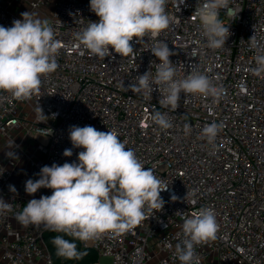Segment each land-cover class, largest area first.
I'll list each match as a JSON object with an SVG mask.
<instances>
[{
    "label": "built area",
    "instance_id": "obj_1",
    "mask_svg": "<svg viewBox=\"0 0 264 264\" xmlns=\"http://www.w3.org/2000/svg\"><path fill=\"white\" fill-rule=\"evenodd\" d=\"M198 3L203 0H169L166 12L174 20L166 30L139 42L134 37V53L127 57L110 50L101 58L82 45L76 47L75 34L99 20L90 0H0V26L11 27L28 11L46 20L61 43L59 66L42 77L39 93L18 101L0 91V135L8 137L24 123L29 135L46 139L41 147L44 160L29 179H39L45 165L78 162L84 149L73 147L70 127L90 125L116 131L144 167L168 186L160 193L163 208L154 210L134 234L78 240L97 256L84 264H180L174 250L183 239V218L201 208L214 211L218 231L214 240L196 246L199 264H264V73L254 71L256 49H264V0H230L229 6L238 11L235 18L226 16L227 9L220 10L230 35L215 50L206 46L194 14ZM253 35L256 49L251 46ZM159 42L174 53L170 61L177 78L195 69L222 89L220 96L181 92L179 106L172 111L159 104L155 85L151 99L133 93L128 86L137 76L150 70L155 76L151 62L159 60L151 48ZM39 108L45 121L38 119ZM155 111L165 113L173 126L164 130L154 124L149 117ZM213 122L221 128L209 143L202 130ZM65 149L72 150L70 157L64 156ZM11 165L0 163V197L13 206L11 212L0 213V264H54L42 235L60 232L18 222L23 197L12 195L9 185L19 190L25 185L13 184ZM103 258L109 262L102 263Z\"/></svg>",
    "mask_w": 264,
    "mask_h": 264
},
{
    "label": "clouds",
    "instance_id": "obj_2",
    "mask_svg": "<svg viewBox=\"0 0 264 264\" xmlns=\"http://www.w3.org/2000/svg\"><path fill=\"white\" fill-rule=\"evenodd\" d=\"M169 0H90V9L98 22H89L87 27L75 34L76 47L81 45L90 54L104 58L110 50L127 57L134 53L130 43L133 38L139 42L147 35H157L166 30L174 17L166 12ZM184 0H179L182 4ZM230 5V0H203L198 3L195 15L200 22L206 46L220 49L225 45L230 32L220 18V10L227 9L226 16L235 18L238 11ZM11 27L0 26V91L9 93L18 101L30 100L39 93L42 77L54 73L58 68L57 56L61 43L55 38L54 29L48 22L35 18L33 13H21ZM256 49V40L250 38ZM254 71L264 73V49H256ZM159 63L152 70L136 77L129 89L146 99H151L157 86L162 107L175 111L180 93L220 96L222 89L193 69L183 79L177 78L176 68L170 61L174 53L165 42L151 48ZM124 87V85H122ZM38 119L47 117L41 108ZM149 119L161 129L173 125L165 113L155 111ZM221 128L216 122L207 124L203 134L212 143ZM189 125H185V130ZM69 139L73 147L83 148L78 153V162L53 163L43 166L39 179H28L25 192L35 194L41 188L52 190L50 196L31 199L16 219L24 226L43 225L47 229L64 233L72 240L56 236L52 243L57 255L67 260H79L85 253L77 250L76 240L87 242L108 233L119 237L133 233L137 226L149 219L154 210L162 209L164 201L160 193L168 186L157 177L153 170L146 169L135 151L126 147L114 130L99 131L95 127L71 126ZM13 143L10 147H13ZM64 156L72 155L65 149ZM14 158L12 151L6 152ZM16 193V188L9 185ZM173 200L177 198L172 196ZM13 206L0 197V213L11 212ZM183 239L175 245L174 255L180 264H199L196 246L216 238L218 224L215 213L210 208H201L191 216H185L182 224Z\"/></svg>",
    "mask_w": 264,
    "mask_h": 264
},
{
    "label": "crops",
    "instance_id": "obj_3",
    "mask_svg": "<svg viewBox=\"0 0 264 264\" xmlns=\"http://www.w3.org/2000/svg\"><path fill=\"white\" fill-rule=\"evenodd\" d=\"M28 116L26 119H30ZM24 121V120H21ZM13 143V147H10ZM46 143V139L41 135H29L24 123L11 130L8 137L0 135V163L11 161L10 169L13 171L11 181L14 185L24 184L36 173V165L44 160L45 154L41 147ZM14 152V158L8 157L6 152ZM16 193L10 192L15 197H23L24 207L31 199H39L46 195L43 189H39L35 194L29 195L25 192V187L19 190L16 186ZM20 225V223H17ZM22 225V224H21Z\"/></svg>",
    "mask_w": 264,
    "mask_h": 264
},
{
    "label": "trees",
    "instance_id": "obj_4",
    "mask_svg": "<svg viewBox=\"0 0 264 264\" xmlns=\"http://www.w3.org/2000/svg\"><path fill=\"white\" fill-rule=\"evenodd\" d=\"M58 235L63 236L65 239H68V240L73 239L72 237L67 236L64 233L53 234L51 232H44L42 235L43 241H44L47 249L49 250V252L51 254V257H52L54 264H84V263L95 261L97 259V256L94 253V251L82 248L80 246L78 240L75 241V243L77 244V250L85 253V255L81 259H79V260H67L63 257L58 256L56 248L52 243L53 239Z\"/></svg>",
    "mask_w": 264,
    "mask_h": 264
},
{
    "label": "rangeland",
    "instance_id": "obj_5",
    "mask_svg": "<svg viewBox=\"0 0 264 264\" xmlns=\"http://www.w3.org/2000/svg\"><path fill=\"white\" fill-rule=\"evenodd\" d=\"M101 262L102 263H108L109 262V259L103 258V259H101Z\"/></svg>",
    "mask_w": 264,
    "mask_h": 264
}]
</instances>
